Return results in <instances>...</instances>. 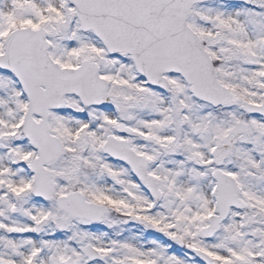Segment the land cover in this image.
Segmentation results:
<instances>
[{"label": "snow or ice", "instance_id": "6c2138e0", "mask_svg": "<svg viewBox=\"0 0 264 264\" xmlns=\"http://www.w3.org/2000/svg\"><path fill=\"white\" fill-rule=\"evenodd\" d=\"M0 264H264V0H0Z\"/></svg>", "mask_w": 264, "mask_h": 264}]
</instances>
